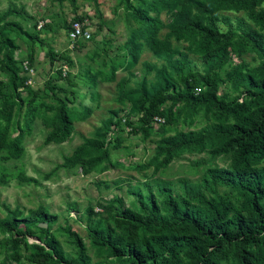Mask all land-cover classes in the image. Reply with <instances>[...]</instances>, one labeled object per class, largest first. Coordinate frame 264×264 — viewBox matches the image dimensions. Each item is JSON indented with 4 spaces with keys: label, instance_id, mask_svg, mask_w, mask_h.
I'll return each instance as SVG.
<instances>
[{
    "label": "trees",
    "instance_id": "16d2710c",
    "mask_svg": "<svg viewBox=\"0 0 264 264\" xmlns=\"http://www.w3.org/2000/svg\"><path fill=\"white\" fill-rule=\"evenodd\" d=\"M84 1L91 2L98 13L97 0ZM119 1L134 23L126 41L127 65L136 62L142 45L161 63L151 71V80L143 76L131 86L117 82L121 87L116 100L127 103L128 108L121 115V109L109 110L96 134L82 138L84 150L76 156L81 171L85 173L92 164L108 157L105 135L110 125L121 130L128 127L125 133L141 135V140L150 134L156 137L153 154L131 165L135 170L150 167L153 174L175 157L204 151L210 157L226 156L228 164L204 168L197 182L180 181L178 193L161 179H143L135 184L121 179L95 181L104 189L119 188L125 182L130 199L127 206L114 197L104 208L84 210L90 247L95 257L103 259L91 264H264V0H143L138 6ZM57 2L75 5V0ZM160 12L172 18L169 36L183 45L182 50L174 48L168 38L159 37L164 26ZM223 12L242 13L250 25L236 32ZM12 13V7L0 13V72L7 77L6 82L0 81V159L4 161L22 156L23 139L37 116L31 103L30 109L20 114L22 101L17 90L22 81L18 69L23 70V61L16 64L11 53L15 44L7 33L28 34L16 22L5 20ZM219 22L226 28L220 29ZM47 51L53 62L54 54ZM230 54H252L256 63L227 69L228 91L218 94L224 83L218 71ZM187 56L195 57L198 65ZM116 67L111 64L108 72L94 71L88 76L90 86L96 81H112ZM55 73L63 75L59 67ZM195 88H199L197 93ZM51 94L54 105L45 107L49 114L40 113L41 124L47 129L44 145L66 141L73 123L91 113L90 107L72 112L65 96ZM178 104L183 124H191L196 117L203 119V124L197 129L170 128ZM153 116L163 118L155 129L150 123ZM119 142L115 136L111 146L117 147ZM17 177L35 183L21 173ZM4 181L0 177V182ZM101 211L105 213L102 218L97 216ZM55 219L56 215L42 205L25 213L5 207L0 216V264H89L82 258L80 237L66 224L57 230L62 231L74 253H62L51 230ZM38 222L45 227L35 237L37 242H28L27 236L34 235L31 227Z\"/></svg>",
    "mask_w": 264,
    "mask_h": 264
},
{
    "label": "rangeland",
    "instance_id": "374dc122",
    "mask_svg": "<svg viewBox=\"0 0 264 264\" xmlns=\"http://www.w3.org/2000/svg\"><path fill=\"white\" fill-rule=\"evenodd\" d=\"M142 1L128 0L131 6L141 5ZM97 4L98 13L91 2L84 0H75L74 6L67 2L59 3L57 0H0V13L7 7L15 10L5 20L16 22L28 34L15 36L12 32L7 33L15 44L11 53L16 64L27 60L30 69V72L18 69L19 79L22 81L17 90L22 101L20 114L30 109V103L37 112V116L30 123L29 135L23 139L22 156L16 160L0 159V177L5 180L0 182V216L4 215L5 207L18 208L25 213L27 209L44 206L49 213L56 215L51 230L55 232L62 253L68 256H73L74 253L62 231L57 230V227L66 224L80 237L84 244L82 258L89 264L102 263L103 259L95 257L90 247L85 234L84 210L87 207L104 208L114 197H119L121 205L127 206L130 199L125 193V182L119 188L110 186L104 189L102 185L96 186L95 181L121 179L135 184V181L143 179H161L169 182L173 193H178L180 181L189 184L197 182L204 168L215 165L224 167L228 164L226 156L210 157L204 151L175 157L166 167L153 174L150 167L135 170L131 165L143 162L153 154L156 137L150 134L141 140V135H127L124 130L110 125L105 135L108 157L92 164L85 173L81 171L76 156L84 150L82 138L96 134L97 127L107 118L109 110L121 109L118 114L121 115L128 108L127 103H118L116 100L117 91L121 87L117 82L121 81L122 86H131L143 76L151 80V71L161 63L142 45L136 62L127 65L130 59L126 41L134 23L119 0H97ZM262 5L264 6V2ZM222 14L228 17L236 32H241L246 25H250L242 13ZM159 17L164 24L158 32L159 37L168 38L174 48L182 50L183 45L174 42L169 36L172 18L163 12H160ZM72 18L77 19L83 29H87L88 38H75L73 41L70 39L68 24ZM41 21L43 25L37 29L36 25ZM219 27L222 30L226 28L223 22H219ZM47 50L54 54L53 62L49 61ZM187 57L198 65L195 57ZM145 63L151 70L146 69ZM255 63L252 54L241 57L230 54L218 71L224 80L218 94L228 91L227 69H243ZM111 64L117 66L113 80L96 81L90 86L88 76L96 70L108 72ZM57 67L63 77L56 76ZM6 79V75L0 72V81L6 82ZM51 93L61 98L65 96V104L70 111L79 112L84 107H90L91 113L83 121L73 123V131L66 141L44 145L42 138L47 129L41 124L40 113L49 114L50 111H45V107L54 105ZM38 104L40 105L37 106ZM174 114V122L170 125L173 130L197 129L204 121L196 117L191 124H183L179 104L174 107ZM115 136L120 142L117 147H112V138ZM19 173L23 177L33 178L35 183L21 181L17 177ZM113 204L117 207L116 202ZM97 214L102 218L105 213L101 211ZM44 227L45 223L42 222L32 225L31 231L34 235L27 236V240L38 241L35 237L40 233V228ZM2 255L0 248V261Z\"/></svg>",
    "mask_w": 264,
    "mask_h": 264
},
{
    "label": "built area",
    "instance_id": "2783aa9c",
    "mask_svg": "<svg viewBox=\"0 0 264 264\" xmlns=\"http://www.w3.org/2000/svg\"><path fill=\"white\" fill-rule=\"evenodd\" d=\"M42 23H43V21L39 22L36 25V28L37 29L40 28ZM69 37L73 41L75 38H88L89 34L87 32V29H83L82 28V25H81V23L79 21L71 19L70 22H69ZM22 67H23L24 70L30 72V69L28 68L26 61L22 62ZM198 91H199V88H195L194 89L195 93H197ZM129 119L131 121V120H133V117H129ZM162 122H163V118L162 117L153 116L150 123H151L153 129H155ZM124 130H125V132H128L130 130V128L125 127ZM95 210H97V209H95Z\"/></svg>",
    "mask_w": 264,
    "mask_h": 264
}]
</instances>
